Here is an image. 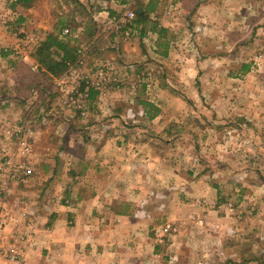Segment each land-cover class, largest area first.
<instances>
[{
  "label": "crops",
  "instance_id": "crops-1",
  "mask_svg": "<svg viewBox=\"0 0 264 264\" xmlns=\"http://www.w3.org/2000/svg\"><path fill=\"white\" fill-rule=\"evenodd\" d=\"M37 1L0 0V18L8 16L25 30L37 28L41 36L37 39L42 40L57 24L44 23L48 19L36 17ZM77 1L75 4L80 7L90 9L94 4L110 14H116L121 8V3L115 0ZM152 1L156 3L154 8ZM169 1L121 0L132 2L140 12L149 6L153 9L144 21L140 19L138 35L129 43L115 35L105 37V28L99 29L106 13L99 16L94 7L91 8L93 29L79 31L82 38L90 41L88 50H92L87 58L91 63L104 58L126 63L128 74H135L130 70L136 66V74L149 75V82L142 83L132 96L130 114H144L134 125L127 122L128 117L123 113L131 97L117 90L104 101L93 94L90 107L96 121L90 119L86 125L73 123L72 119L50 109L44 113L42 105L57 77L45 82L40 77L34 78L39 72L32 69V64L37 63L32 56L35 46L28 43V47H21L28 55L27 60L16 55L18 41L8 28L1 31L4 24L3 18L0 19V126L18 123L21 116L30 119L33 143L26 161L34 169L21 182L16 196L11 198L18 201H10L5 214L8 219V214H14L20 220L16 223L8 220L6 232L8 236L10 233L26 235L20 243L23 259L13 263L1 257L0 264H167L175 260L178 264H194L205 261L209 252L214 253L209 259L211 264L235 262L233 257L223 262L217 256L223 250L230 252L227 238L221 232L213 233L210 240L206 234L217 232L221 220L223 224L228 222L223 203L228 197H223V188L229 182L225 178L229 177L216 180L214 175L206 173L208 168L235 173L237 164L221 159L207 163L201 155L207 148L197 137H219L226 128L241 131L244 127L250 129L248 133L253 137H260L253 125L256 120L257 124L259 120L264 125L262 113L256 109L240 113L241 103L224 94L221 96L222 61L228 64L229 73L243 71L244 65L247 67L244 72L250 71L247 61L235 63L234 59H238L242 48L250 47L259 24L248 15L236 17L241 25L249 27L248 41L243 39V33H230L222 41L217 23L222 18L216 17L220 15L219 2L182 0L183 16L171 18L165 15ZM56 4L62 8L74 6L73 0H56ZM188 31L193 39H188ZM81 37L79 34L78 38ZM78 38H73V42ZM152 68L160 73H154ZM148 90L154 91L156 100L149 97ZM251 96L245 100L254 101L255 97ZM143 101L153 104L159 113L147 112ZM175 103L186 111L185 119L174 113L177 106L167 107ZM22 107L26 108V114L19 115L18 109ZM39 108L43 112L37 113ZM49 120L59 123L52 131L45 127ZM101 126L111 128L101 131ZM4 134L0 133V143L5 139ZM179 145L183 149L175 153ZM164 146H169L170 151L162 153ZM63 155L67 159H61ZM209 157H215V153ZM242 186L244 191L250 188L245 183ZM150 192L163 200L161 208L143 205V200L153 199ZM16 203L18 208L14 210L12 206ZM22 210L27 215L23 216ZM170 220L174 234L164 246L157 242L158 231ZM215 238L219 241L222 238L223 245L214 242ZM244 264L254 262L250 258Z\"/></svg>",
  "mask_w": 264,
  "mask_h": 264
},
{
  "label": "rangeland",
  "instance_id": "rangeland-1",
  "mask_svg": "<svg viewBox=\"0 0 264 264\" xmlns=\"http://www.w3.org/2000/svg\"><path fill=\"white\" fill-rule=\"evenodd\" d=\"M204 1V0H203ZM176 3L179 4L182 7V0H170L169 3ZM216 2H219V16L221 17L222 21L217 22L218 29L221 28V34H222V41H224L226 35H230V33L233 34H241L243 33L245 35L244 40L248 41L249 38V27H245L244 25L240 24V20L236 19V17L245 16L248 15L249 17L254 18V23L259 24V31L255 34L254 40L249 43V48H242L241 52L239 53L238 59H234L235 63H241L242 61H247V64L250 65V71H246L244 69L243 71H233L229 73L228 64L225 60L222 61V71H221V78H222V87H221V96L223 94L226 96V98L229 99H236L239 104V112H247L251 110H258L262 113L264 117V0H216ZM74 3V2H73ZM72 7H58L56 4V0H38L35 7V14L36 17L39 18H46L47 21H43L44 23H49L48 21H51V23H56L55 26L58 30H63L65 28H69L70 34H68L67 38L69 37L72 42L75 34H81L80 32L88 31L87 27H89V30H92L94 25V17H93V9L94 12L97 10V14L101 9L99 7H95L94 4L91 6L90 9L80 7L78 4H73ZM95 13V15H96ZM213 15V12L210 13ZM94 15V16H95ZM105 14L104 23L101 26L100 24V31L102 28H105L107 39L111 35H115L117 38H119L120 41H124L125 43H129L131 39L125 38L123 35H121L118 32H110V29L107 28V21L108 17ZM113 15V14H111ZM166 15V14H165ZM168 17H173L171 15H167ZM183 16V15H182ZM11 19L8 16L1 17L0 19ZM41 18V20H43ZM101 18V17H100ZM99 18V19H100ZM177 18V17H173ZM180 18V17H179ZM2 20V22H3ZM56 20V21H54ZM12 22V20H9ZM54 21V22H53ZM242 21V20H241ZM94 22V23H93ZM3 25V23H2ZM12 25V26H11ZM10 25L9 31L5 25H3V28L1 31L7 30L10 34H12L13 37L17 39V46L26 48L25 46V34L26 32H19L14 30L15 27L19 26L18 23H15V21L12 22ZM96 25V24H95ZM54 27V29H55ZM98 27V26H97ZM92 28V29H91ZM98 30V31H99ZM27 33L32 36H36V39L38 36L37 28L31 27L29 30L26 28ZM217 31V29H216ZM188 34V39L192 38L189 34V31L186 32ZM186 34V35H187ZM41 37V36H40ZM184 38L185 36H181ZM82 38V37H81ZM76 40V45L80 46V44L89 45L90 41L87 42V39L84 38ZM20 42L22 43L20 45ZM78 43V44H77ZM31 45V44H30ZM16 46V47H17ZM99 63H107L110 62L112 65H114V68H116L117 72L124 76L127 74L126 72V63L120 64L117 62H111L106 61L104 58H98L97 59ZM96 61V60H95ZM94 62H90V60H86V72H88L91 67L93 66ZM115 61V60H114ZM230 66V65H229ZM136 67V66H135ZM135 67H132L130 72H134L137 77L136 82V89H130L127 87V84L122 86L121 88L116 87H110L109 88V95L114 91H122L125 94L129 95L131 97L130 102V108L127 107L126 111L124 110V114L127 119V122L131 124H137L140 120L138 117L143 116L144 114H138V116L131 115V108L133 106L132 103V96L135 95L140 89V85L142 83H148L149 82V75H143V74H136ZM153 70L155 68H152ZM157 70H154V73H160L156 72ZM232 71V70H231ZM129 72V73H130ZM237 76V77H236ZM241 79L242 81H236L234 79ZM52 89L50 90L49 94L45 98V105L43 106L44 113H48L49 109L52 111V113H59L63 116H66L70 119H72L73 123H77L79 125H86L90 123V119L95 118L93 115H95L94 110L90 107L91 99L89 100L87 106L89 109V115L86 117L80 116V114L72 108L65 107L60 102V93L57 88L54 87V83ZM138 86V87H137ZM129 92V94L127 93ZM149 97L153 98V100L157 99V95H155L154 91L148 90ZM108 95V96H109ZM252 95L251 97H255L254 101L252 100H245L246 96ZM105 97L101 99V101H104V99L108 98ZM49 99V100H48ZM129 101V100H128ZM225 102V101H224ZM244 102H253L252 105L249 104H243ZM48 103V104H47ZM39 104V103H38ZM40 106V107H42ZM178 107V110H175L177 115L183 117L185 119V116H183L184 111L182 109L181 104H170L167 105L169 109ZM222 106H224L222 104ZM130 109L129 111H127ZM18 111L20 112L19 115L26 114V108L22 107L19 108ZM43 112L38 109L37 113ZM143 112V110H142ZM238 112V113H239ZM36 113V115H37ZM245 117H247L244 114H241ZM40 117H42L40 115ZM20 119V118H19ZM107 119V118H106ZM30 119L24 118V116H21V119L18 121V123H13L11 125H6L7 128L10 130H14L17 127L21 125L22 122H29ZM40 121H42V118H40ZM81 121V122H80ZM21 122V123H20ZM54 121L49 120L46 122L45 127L52 131L54 125L57 126L59 123H53ZM247 122V121H246ZM250 122V121H249ZM252 122V120H251ZM257 120L254 123V127L257 131H259L260 137L256 138L253 137L248 131L250 129L239 130L235 128H226L222 133L220 132L219 137L208 135L206 137H197L203 145L206 146L207 149H204L205 152L202 155L203 159L208 160L207 163H212L214 160L217 161V159H221L222 161H233V164L236 163V169L235 173L232 170H226V169H214V168H208V172L206 174L214 175V179H223L224 177L227 182L224 185L223 191V197H228L223 203H224V209L226 210V213L228 214V222L227 224L220 223V226L218 228L217 232L208 231L206 232L207 238L210 240L212 239L215 233H222L223 237L227 238L225 240L226 244L227 241L230 245L229 248H227V251L229 253H225V250L223 252H220L217 254V256L220 259H223V262L228 260V257H233L235 259V262H231L230 264H244L245 261L250 260V258L253 260L254 264H259L262 260L264 261V125L262 121ZM37 124V122H36ZM61 126V125H60ZM66 125L65 127H67ZM99 126V125H98ZM83 128V126H81ZM33 128V127H32ZM99 128V127H98ZM101 126L102 130L110 129ZM155 128L161 129L160 126H156ZM249 128V127H247ZM0 133H4V129L2 128V125L0 126ZM257 139V140H256ZM5 141V139H4ZM199 142V143H200ZM200 143V144H201ZM183 149L181 145H179L174 152L179 153ZM170 148L169 146L161 147V152H169ZM211 158L209 156H214ZM212 154V155H211ZM190 157L192 155H189ZM2 155L0 153V159ZM17 160H22V157L18 155ZM67 159L65 155L62 156L61 159ZM201 161V158L198 159V162ZM203 162V161H202ZM200 163V162H199ZM227 173V174H225ZM232 173V174H231ZM32 177V176H31ZM222 183V182H221ZM242 183L249 185V190L244 191ZM21 184V183H20ZM15 189V196L16 191L18 187ZM181 191V189H178ZM150 196H153L154 201H151L149 199L143 200V205L151 204L152 206H156L161 208V206L164 205V202L162 199L155 197V193L150 192ZM154 194V195H153ZM159 196V195H158ZM156 199V200H155ZM10 201H15L14 199H11ZM11 203V202H10ZM48 208V205H47ZM159 211V210H158ZM159 213V212H158ZM25 220V219H24ZM20 222V221H18ZM167 223H165L166 225ZM170 224L173 226L172 220H170ZM165 225L161 226L158 234V243L159 244H165L166 240L171 237L174 233H172L173 229L171 230H165ZM222 230V231H221ZM179 232V231H178ZM178 232L176 234H178ZM214 233V234H213ZM221 235V236H222ZM250 235V236H247ZM222 237V238H223ZM222 238H219V240H216V238L213 240L214 242L220 243V245H223ZM246 239V240H245ZM244 241H247L245 243ZM251 243V244H250ZM252 245V253H250V248ZM165 246V245H164ZM226 247V246H225ZM180 254V253H179ZM208 254V255H207ZM205 255V261L198 262L196 261L194 264H211L209 263V259L211 256H214L213 252H209ZM176 256V255H174ZM180 256V255H179ZM248 259V260H247ZM172 261V259H171ZM177 260L174 262H168L167 264H178L176 263ZM260 261V262H259Z\"/></svg>",
  "mask_w": 264,
  "mask_h": 264
},
{
  "label": "built area",
  "instance_id": "built-area-1",
  "mask_svg": "<svg viewBox=\"0 0 264 264\" xmlns=\"http://www.w3.org/2000/svg\"><path fill=\"white\" fill-rule=\"evenodd\" d=\"M15 2L17 0H10ZM121 4L120 10L111 15L108 11H100L106 13L108 17L107 28L110 32H118L127 39H132L138 35L139 25L136 22V9L132 2H121V0H115ZM166 15L173 17H181L183 15V8L176 3H168L165 10ZM98 16V17H99ZM8 29L10 28L9 19H5L2 22ZM12 26V25H11ZM14 30L19 32H26L23 26H17ZM62 33L67 36L70 34L69 28L62 30ZM79 34H75L74 38L77 39ZM25 45L32 44L35 46V37L29 34H25ZM29 43V44H28ZM88 46L80 44L78 46V52L80 56L78 60L72 63L68 70L61 76L55 78L54 87L58 89L60 93V102L62 105L68 108L75 109L80 116L86 117L89 115L88 102L91 99L90 92L95 90L98 92V97L103 99L109 95V88L116 87L121 88L125 84L130 89H136L137 77L135 74H125L122 76L114 68L112 63H99L95 61L91 69L86 72L88 57ZM14 53L23 58H27L25 50H21V46L14 49ZM27 60V59H25ZM32 69L36 72L40 71L38 63L32 64ZM2 128L5 132V141L0 143V153L2 155L0 159V258H4L13 263H18L23 259V251L20 247L21 241L25 240L26 235L6 232L9 221L13 219L14 223L18 220L8 214L9 203L12 197H15V189L22 181L33 174L34 169L30 162L26 161V157L32 152L33 143V128L30 121L22 122L19 127L13 131L8 129L6 125ZM20 155L22 160H17V156ZM18 201V200H15ZM14 210L18 208V203L12 206ZM23 216L27 215L26 210L20 211ZM9 220V221H8ZM174 229L170 223L165 225V230ZM12 231V230H11Z\"/></svg>",
  "mask_w": 264,
  "mask_h": 264
},
{
  "label": "trees",
  "instance_id": "trees-1",
  "mask_svg": "<svg viewBox=\"0 0 264 264\" xmlns=\"http://www.w3.org/2000/svg\"><path fill=\"white\" fill-rule=\"evenodd\" d=\"M19 3H28L33 0H17ZM74 3L78 2L77 0H73ZM152 6L154 8V1H152ZM82 7V6H81ZM153 10L151 7H146L145 11L137 12L136 10V22L137 24L141 21H144L147 18L148 13ZM68 36V35H67ZM62 33V30L55 29L51 32H48L44 39L36 40L35 49L32 53L34 60L39 64L40 71L38 75H35L34 78L48 81L53 79L54 77H59L63 75L69 68V66L76 62L80 56L78 52V46L75 42ZM88 46V45H85ZM92 49L88 50V53L91 52ZM245 69L247 68L244 65ZM42 75V76H41ZM38 76V78H37ZM40 77V78H39ZM46 88V87H45ZM48 88V87H47ZM98 94L97 91L91 90L90 97L93 94ZM143 106L147 109V112L153 115L159 113V109L155 107L153 104L143 101ZM152 115V116H153Z\"/></svg>",
  "mask_w": 264,
  "mask_h": 264
},
{
  "label": "water",
  "instance_id": "water-1",
  "mask_svg": "<svg viewBox=\"0 0 264 264\" xmlns=\"http://www.w3.org/2000/svg\"><path fill=\"white\" fill-rule=\"evenodd\" d=\"M137 12H140V10H139V9H137Z\"/></svg>",
  "mask_w": 264,
  "mask_h": 264
}]
</instances>
